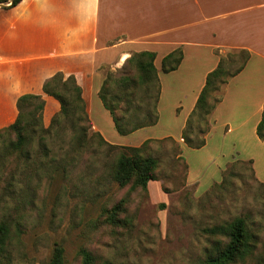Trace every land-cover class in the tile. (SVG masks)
<instances>
[{"label":"crops","instance_id":"obj_1","mask_svg":"<svg viewBox=\"0 0 264 264\" xmlns=\"http://www.w3.org/2000/svg\"><path fill=\"white\" fill-rule=\"evenodd\" d=\"M10 3L0 2V128L14 121L17 98L28 93L44 99L42 119L47 126L59 104L42 91V85L61 72L64 77L72 75L81 87L92 129L104 140L138 147L146 140L172 138L190 169L194 162L189 160V151L184 149L189 147L181 136L186 121L220 54L244 49L248 60L223 86L222 98L209 118L206 142L194 149L198 150L196 165L208 170L217 158L225 157L230 162L251 160L254 174L264 169V141L256 133L264 110V0ZM177 48L182 51L179 65L163 72L162 59ZM140 51L155 53L153 64L160 84L158 120L119 135L98 96L102 69L121 68ZM222 165L219 161L216 168ZM186 183L194 185L193 181ZM151 185L160 187L157 180L148 182V190Z\"/></svg>","mask_w":264,"mask_h":264},{"label":"rangeland","instance_id":"obj_2","mask_svg":"<svg viewBox=\"0 0 264 264\" xmlns=\"http://www.w3.org/2000/svg\"><path fill=\"white\" fill-rule=\"evenodd\" d=\"M240 50H226L220 57L228 60V54H236L230 61L234 63ZM107 70L117 76L137 74L135 64L128 61L121 68L104 66L102 72ZM222 88L216 94L222 95ZM184 149L194 162L186 179L185 163L171 143L147 144L145 154L159 160L160 184L151 185L147 192L131 189L130 184L118 186L111 179L117 150L97 139L82 154L62 156L64 171L48 172L34 182L35 196L23 210V234L12 252L13 264H46L55 243L64 248L65 264H80L81 248L95 256L94 264L106 260L113 264H199L227 242L207 235L204 228L247 214L251 222L263 225L262 242L245 263L256 264L264 258V186L260 185L264 169L255 172L260 182L246 170L232 178L225 190L202 197L220 182L231 159L217 158L204 170L196 165L198 150ZM219 161L223 165L216 168Z\"/></svg>","mask_w":264,"mask_h":264},{"label":"trees","instance_id":"obj_3","mask_svg":"<svg viewBox=\"0 0 264 264\" xmlns=\"http://www.w3.org/2000/svg\"><path fill=\"white\" fill-rule=\"evenodd\" d=\"M19 1L11 0L10 5H16ZM238 53V60L234 63L230 61L236 54H228V60L221 56L217 66L208 73L182 130L181 136L187 147L198 149L204 146L211 129L210 115L222 98L216 92L238 74L248 60V51L242 49ZM154 58L155 53L151 51L133 53L127 61L135 64L136 75L121 72L117 76L110 70L104 73L98 96L109 111L119 135H127L157 123L160 84ZM181 59L180 48L171 51L162 59V71L176 69ZM234 64L235 68H232ZM42 91L59 104V110L52 115L47 126L42 119L44 99L39 94L28 93L17 98L14 121L0 128V264H13L15 260L12 252L23 234V210L35 196L34 182L40 181L41 176L48 172L64 171L62 156L82 154L97 139L109 149L117 150L110 170L111 179L118 186L130 184L131 189L140 188L146 192L148 182L157 180L159 165L156 157L145 154L144 148L148 143L169 142L181 158V149L169 137L146 140L138 147L113 145L104 140L99 132L92 129L82 89L72 75L64 77L61 72L55 73L44 81ZM256 133L264 141V110ZM187 168L184 164L185 179ZM246 170L253 180L260 182L255 177L251 160L234 159L223 170L220 182L213 184L202 197L225 190L232 184V178ZM260 185L264 186V183L260 182ZM114 208L118 209L117 206ZM262 226L259 222H251L247 214L204 228L207 235L226 238L227 242L208 253L199 264H245L262 242ZM78 254L80 264L95 263V256L88 250L81 248ZM46 264H65L62 245L55 243ZM100 264L113 263L106 260ZM256 264H264V258H259Z\"/></svg>","mask_w":264,"mask_h":264},{"label":"built area","instance_id":"obj_4","mask_svg":"<svg viewBox=\"0 0 264 264\" xmlns=\"http://www.w3.org/2000/svg\"><path fill=\"white\" fill-rule=\"evenodd\" d=\"M5 4H9L8 1ZM11 4V3H10Z\"/></svg>","mask_w":264,"mask_h":264}]
</instances>
